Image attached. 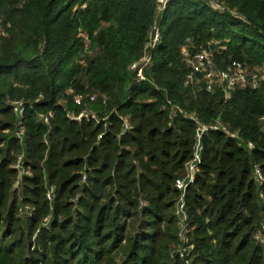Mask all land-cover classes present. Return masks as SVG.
I'll return each instance as SVG.
<instances>
[{
	"label": "trees",
	"instance_id": "obj_1",
	"mask_svg": "<svg viewBox=\"0 0 264 264\" xmlns=\"http://www.w3.org/2000/svg\"><path fill=\"white\" fill-rule=\"evenodd\" d=\"M186 45L215 71L264 66V0H0V264H264V81L226 101L201 75L186 84ZM183 113L238 135L202 136L186 244L174 185L196 126Z\"/></svg>",
	"mask_w": 264,
	"mask_h": 264
},
{
	"label": "built area",
	"instance_id": "obj_2",
	"mask_svg": "<svg viewBox=\"0 0 264 264\" xmlns=\"http://www.w3.org/2000/svg\"><path fill=\"white\" fill-rule=\"evenodd\" d=\"M170 0H157V10L158 12L164 11L167 4ZM209 5L212 9L224 12L226 11L222 6L215 2H209ZM160 40V33L157 27L153 28L150 40L144 48L143 56L135 63H133L129 70L135 75L137 82L144 81V71L151 63L150 51L152 48L158 44ZM215 45H219V42H215ZM189 45H186L182 51L183 63L188 69V74L186 77V84L192 83L197 75H201L205 80V91L207 93L212 92L215 88H220L224 95V101L230 98L231 92L237 88H247L256 89L259 84L264 81V66L258 67L256 69L246 68L243 64L239 62H230L225 69L221 71H215L211 63L212 53L208 49L203 48L197 52L191 53ZM69 94L72 93L71 90L68 91ZM81 96H75V101L79 102ZM91 101L95 100V96L90 98ZM171 105V103H168ZM22 102L13 103V112L16 115L22 114ZM181 112V110L175 106L171 105V118ZM183 115L190 121L195 124V135H194V149L191 160L185 163L184 165V175L175 181V190L179 193L177 203L175 205L174 214L178 219L179 223V237L183 244L187 243L185 234V222H186V213H185V204L184 196L185 191L188 185L193 184L196 174L198 173V164L200 162V155L202 152L201 139L202 136L208 131H220L227 135L228 137L238 140V135L235 132H230L225 126L215 123V124H203L199 121L197 117L192 114L183 113ZM86 112H82L79 117L75 118L80 120L81 117H87ZM44 122H47V118H43ZM261 121L264 122V119L261 118ZM125 128L128 129V126L125 125ZM264 131V126H263ZM247 147L251 149L252 144L248 143ZM17 170H20V174L23 175L24 172L20 169L19 161L15 166ZM256 180L258 182L264 181L260 173H256ZM49 199V196H48ZM259 238V237H258ZM257 238V239H258ZM187 251V248L182 247V250L179 249L178 252L180 257H184V253Z\"/></svg>",
	"mask_w": 264,
	"mask_h": 264
},
{
	"label": "rangeland",
	"instance_id": "obj_3",
	"mask_svg": "<svg viewBox=\"0 0 264 264\" xmlns=\"http://www.w3.org/2000/svg\"><path fill=\"white\" fill-rule=\"evenodd\" d=\"M182 250V248H180Z\"/></svg>",
	"mask_w": 264,
	"mask_h": 264
}]
</instances>
